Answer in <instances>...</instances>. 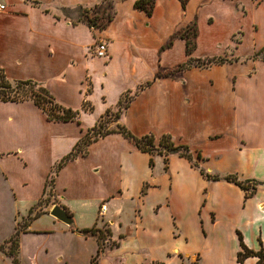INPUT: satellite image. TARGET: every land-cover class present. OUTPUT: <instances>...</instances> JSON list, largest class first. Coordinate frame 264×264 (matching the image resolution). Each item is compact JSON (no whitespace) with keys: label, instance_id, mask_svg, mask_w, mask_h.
Returning a JSON list of instances; mask_svg holds the SVG:
<instances>
[{"label":"crops","instance_id":"obj_1","mask_svg":"<svg viewBox=\"0 0 264 264\" xmlns=\"http://www.w3.org/2000/svg\"><path fill=\"white\" fill-rule=\"evenodd\" d=\"M105 1L0 0L6 80L36 82L54 103L79 112L55 121L32 101H0V245L30 217L50 179L51 198L73 225L48 209L32 217L18 235L17 264H70L73 242L86 264H258L237 255L242 246L264 252V0H187L184 8L154 0L150 15L134 7L138 0H108L112 14L101 29L87 16L73 24L57 15L82 7L101 16ZM188 26L192 44L179 34ZM99 42L104 58L94 56ZM218 58L224 62L156 77ZM124 94L131 100L109 128L169 135L192 162L143 153L111 133L53 175ZM226 176L255 191L247 195Z\"/></svg>","mask_w":264,"mask_h":264},{"label":"trees","instance_id":"obj_2","mask_svg":"<svg viewBox=\"0 0 264 264\" xmlns=\"http://www.w3.org/2000/svg\"><path fill=\"white\" fill-rule=\"evenodd\" d=\"M154 0H138L135 2L134 7L137 9H141L145 11L148 15H150L152 11ZM182 7L184 8L186 5L187 0H179ZM77 10L83 11V14L81 17L87 16L88 11L82 7H78ZM65 12H70V10L63 9ZM81 18L77 20L79 22ZM224 62L223 59H197V60H190L186 64H183L179 66L177 69H174L170 71L169 73H157L156 77L161 76H168L169 74H172L175 71L189 68L191 66L196 67H207L212 64H222ZM150 84V83H149ZM146 84L145 86L149 85ZM36 89V90H34ZM89 92V90L87 91ZM128 94H124L120 97L118 102V108L120 110H124L127 108L129 101L131 100V97L128 96ZM0 101L2 102H23V101H32L37 107H39L47 116L49 120H55V121H74L76 120L79 112L73 111L71 109L63 108L56 103H54L53 97L49 94V92L42 87L40 84L33 82V81H15L14 82V88L11 87L10 83L6 80L4 72L2 69H0ZM123 105V106H122ZM86 104L83 105L84 111H91L92 108H86ZM122 106V107H121ZM110 114L109 112L106 113L105 116ZM98 127V124L89 131L80 141V143L74 147L72 152H70L67 156H65L54 168L52 171V174L54 175L64 164H66L68 161L73 160L78 152V148L83 145L84 147H87L89 144H91L93 141L97 140L98 138H94L93 140H90V133L93 132ZM111 133H119L129 141H131L135 147L143 152L147 153L149 155H159L163 156L164 158H167L170 155H179L181 157L186 158L190 162H192L191 155L189 153V149L185 146H176L169 135H163L158 140H156L152 135H146L143 137H135L133 136L129 131H127L124 127L117 126L116 130L107 131L99 136V138L104 137ZM198 158H200L198 156ZM166 162V159H165ZM153 162L150 160V166L152 167ZM194 167H197L195 163H193ZM200 174L205 177L208 180L212 181H218L220 178L214 176L211 177L204 173L203 170H200ZM226 181L232 182L235 185H237L239 188L244 190L247 195L253 194L255 191V185L248 182L242 183L238 182L237 178L234 176H226L223 178ZM28 220L25 225L30 222ZM19 230L15 232V234L9 239L7 242L8 248H5L6 244L0 245V251L5 253L10 259L12 264H17L16 259V252L18 248V235ZM85 234L94 235L95 232H98L96 230H85L83 231ZM103 233L99 232L98 238H102ZM243 251L240 252L237 255V261L242 262L248 257H257L258 264H264V252H258L253 253L251 251H248L245 247L242 246Z\"/></svg>","mask_w":264,"mask_h":264},{"label":"rangeland","instance_id":"obj_3","mask_svg":"<svg viewBox=\"0 0 264 264\" xmlns=\"http://www.w3.org/2000/svg\"><path fill=\"white\" fill-rule=\"evenodd\" d=\"M237 4H240V3L237 2ZM0 5H2V4H0ZM102 5L104 8V11H103V14H101V16L94 17L92 15L93 11L86 9L88 11L87 18L89 19V25L93 26V28H95V29H101L102 27H104L107 24V21L109 20L111 14H112V10L109 7V1L108 0H106ZM82 14H83V11H81V10L79 11L77 9L70 10V12H65L62 9L57 10V15L59 18H64L66 20H69L73 24H75L79 18H82L81 17ZM179 34L182 36V38L187 40L189 44H192L193 39L195 37V27L194 26H188V27L182 29L179 32ZM9 83H10L11 87L14 88V82H9ZM34 90H36V89H34ZM127 98H128V96H127ZM85 107L88 108V105L86 104ZM120 112H121V110L117 107L114 110H112V112H110V114L102 117V119L98 123V127L93 132L90 133V138H91L90 140H93L94 138H99L100 135H102L103 133H105L109 130H112V129L115 130V128L110 129L109 124L111 122L119 119V113ZM85 150H86V147L81 145L78 148V152H79L78 154H83L85 152ZM50 187H51V182L49 179L48 183H47L45 197L43 199H41V201L38 202V204L35 206L34 210L32 211L30 217H28L27 219H24L23 222L19 223V228H18L19 231L23 230L24 223H26L32 217L38 216L41 213V211H43L44 209H48L50 211V209L53 206H57L56 205L57 201L56 200L54 201L53 198H51V195L49 192ZM87 235H90V234H87ZM95 235H97V234L95 233ZM97 241L99 244L100 251L104 252L103 250L105 249V247H103V245H102L103 242L100 240H97ZM107 246L109 247L110 244H108ZM49 247H50V250L53 249L52 245H49ZM70 247L74 250V253L76 254L70 259V264H86L87 257L85 255H81L79 253V246L77 245V243H75V242L71 243ZM5 248H8V245H5ZM43 255H45V254H43ZM47 255H49L47 257L48 260H50L52 262L55 261L54 255H52L51 253L49 254V251L46 254V256ZM0 259H2L4 263H7L8 256L2 255V256H0ZM11 264H12V262H11Z\"/></svg>","mask_w":264,"mask_h":264},{"label":"water","instance_id":"obj_4","mask_svg":"<svg viewBox=\"0 0 264 264\" xmlns=\"http://www.w3.org/2000/svg\"><path fill=\"white\" fill-rule=\"evenodd\" d=\"M49 215L67 226L73 225L69 215L59 206H53L49 211Z\"/></svg>","mask_w":264,"mask_h":264},{"label":"built area","instance_id":"obj_5","mask_svg":"<svg viewBox=\"0 0 264 264\" xmlns=\"http://www.w3.org/2000/svg\"><path fill=\"white\" fill-rule=\"evenodd\" d=\"M4 10V6L0 5V12ZM94 50V56L98 58H104L107 55V45L104 42H99L96 44L93 48ZM105 207H101V211H104Z\"/></svg>","mask_w":264,"mask_h":264}]
</instances>
